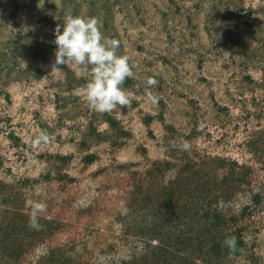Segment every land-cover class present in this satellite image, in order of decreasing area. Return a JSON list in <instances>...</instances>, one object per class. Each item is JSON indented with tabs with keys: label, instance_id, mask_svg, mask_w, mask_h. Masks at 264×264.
Returning <instances> with one entry per match:
<instances>
[{
	"label": "rangeland",
	"instance_id": "obj_1",
	"mask_svg": "<svg viewBox=\"0 0 264 264\" xmlns=\"http://www.w3.org/2000/svg\"><path fill=\"white\" fill-rule=\"evenodd\" d=\"M68 15L119 40L127 106L53 68ZM0 264H264V0H0Z\"/></svg>",
	"mask_w": 264,
	"mask_h": 264
},
{
	"label": "clouds",
	"instance_id": "obj_2",
	"mask_svg": "<svg viewBox=\"0 0 264 264\" xmlns=\"http://www.w3.org/2000/svg\"><path fill=\"white\" fill-rule=\"evenodd\" d=\"M100 26L101 22L96 17L68 15L63 20V30L61 31L60 25L54 30L56 50L53 68L60 70L59 65L71 60L76 65L89 69L91 79L85 85V99L91 109L109 113L130 103L129 96L121 85L126 78L134 77V73L129 58L117 54L119 40L106 37ZM147 83L154 85L156 80L149 77ZM150 99L153 104L157 102L154 96H150ZM49 139V134L42 131L31 141V145L37 147L49 142ZM190 147V143L185 141L183 148L188 150ZM28 206L31 209L29 223L32 227L39 228L38 218L40 213L46 211V204L30 200ZM224 244L233 249L235 238L226 237Z\"/></svg>",
	"mask_w": 264,
	"mask_h": 264
},
{
	"label": "trees",
	"instance_id": "obj_3",
	"mask_svg": "<svg viewBox=\"0 0 264 264\" xmlns=\"http://www.w3.org/2000/svg\"><path fill=\"white\" fill-rule=\"evenodd\" d=\"M150 119V118H148ZM93 157V155L89 156V159H91ZM235 238V247L233 249L228 248V251L231 254H237L239 252V246L242 243L241 239H239L238 237H234Z\"/></svg>",
	"mask_w": 264,
	"mask_h": 264
}]
</instances>
